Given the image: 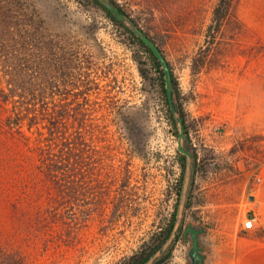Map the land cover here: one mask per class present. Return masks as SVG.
<instances>
[{
    "label": "rangeland",
    "instance_id": "1",
    "mask_svg": "<svg viewBox=\"0 0 264 264\" xmlns=\"http://www.w3.org/2000/svg\"><path fill=\"white\" fill-rule=\"evenodd\" d=\"M26 1L0 0V35L10 32L1 19L22 14L8 7ZM33 1L53 40L38 54V81L47 98L71 99L74 130L86 114L85 155L65 197L0 128V264H120L158 245L177 204L182 154L158 73L90 1ZM114 1L159 46L177 84L196 155L184 224L204 226L209 264L233 257L264 171V0H234L220 26L221 0ZM179 236L162 264H190L191 241Z\"/></svg>",
    "mask_w": 264,
    "mask_h": 264
},
{
    "label": "trees",
    "instance_id": "2",
    "mask_svg": "<svg viewBox=\"0 0 264 264\" xmlns=\"http://www.w3.org/2000/svg\"><path fill=\"white\" fill-rule=\"evenodd\" d=\"M88 1L100 8L116 26L122 28L148 54L158 73L160 94L166 115L173 126L174 134L177 136L176 125L166 95L164 73L156 56L97 0ZM233 1L221 0L220 5L214 11L213 20L216 26L221 25L226 11H229ZM111 2L134 22L117 2L114 0ZM12 3L13 6L8 7L7 10L9 12L15 10V13L17 9L22 10V14H20L21 16H12L7 21V17L1 19L3 27L8 28L10 32L6 35L3 31L0 35V42H5L0 47V128L13 137H17L34 156L38 172L52 180L56 184V188L62 192L61 195L71 198V173L73 172L74 160L81 163L85 155L83 148H85L86 138L82 128L86 114L79 113L81 116L79 118L80 129H77L81 131L74 130L71 122V99L47 98L44 95L45 88H42V84L38 81L41 72L44 70V65L38 54L41 52L40 50H43V46L53 44V40L46 38L42 31L46 27V21L39 17L37 2L29 0V2H22L19 6L14 5L17 2ZM3 38L4 41H2ZM173 83V96L185 125L184 112L176 100L177 84L175 80ZM47 86L51 85L48 84ZM76 151L79 153L76 154ZM180 162L182 172L176 192L177 204L168 224L158 233V245L150 250L145 249L120 264H145L148 258L170 236L177 216L185 170V156L180 155ZM195 167L196 155L193 156V168L195 169ZM68 205H71V201L68 202ZM188 207L189 201L186 203V210ZM174 244L154 264L166 262ZM16 264H22V262L16 261Z\"/></svg>",
    "mask_w": 264,
    "mask_h": 264
},
{
    "label": "water",
    "instance_id": "3",
    "mask_svg": "<svg viewBox=\"0 0 264 264\" xmlns=\"http://www.w3.org/2000/svg\"><path fill=\"white\" fill-rule=\"evenodd\" d=\"M98 3L104 7L114 18H116L122 25L139 38L156 56L159 61L165 77V89L169 103V109L173 116L177 129V149L185 156V170L183 182L181 187L180 199L178 204L177 216L174 223L173 230L167 240L148 258L145 264H154L161 258L171 245L177 240L179 233L184 240L190 238L191 244L187 250V257L190 264H205L206 253L203 246V235L206 230L203 225L193 224L188 222L184 224V216L186 209V202L188 197L189 186L192 178L193 170V152L188 134L185 129L182 114L177 108L173 96V77L169 63L163 54L162 50L155 43L153 39L146 34V32L139 27L135 22L127 18L111 0H97Z\"/></svg>",
    "mask_w": 264,
    "mask_h": 264
},
{
    "label": "crops",
    "instance_id": "4",
    "mask_svg": "<svg viewBox=\"0 0 264 264\" xmlns=\"http://www.w3.org/2000/svg\"><path fill=\"white\" fill-rule=\"evenodd\" d=\"M258 178L260 181L257 180ZM248 198L250 202L248 214H251V210H253L258 221L252 229H244L242 225L244 234L235 240L233 257L223 258L213 264H264V171L255 178L250 187ZM204 249L205 264H209L205 246Z\"/></svg>",
    "mask_w": 264,
    "mask_h": 264
},
{
    "label": "built area",
    "instance_id": "5",
    "mask_svg": "<svg viewBox=\"0 0 264 264\" xmlns=\"http://www.w3.org/2000/svg\"><path fill=\"white\" fill-rule=\"evenodd\" d=\"M257 180L260 181V178H258ZM257 221V215H255L253 213V210H251V214H247V216H245V220L243 221L242 225L244 229H252L254 228Z\"/></svg>",
    "mask_w": 264,
    "mask_h": 264
},
{
    "label": "flooded vegetation",
    "instance_id": "6",
    "mask_svg": "<svg viewBox=\"0 0 264 264\" xmlns=\"http://www.w3.org/2000/svg\"><path fill=\"white\" fill-rule=\"evenodd\" d=\"M77 188H78V187H77ZM76 191H77V193H78V192L80 191V188H79V189H77ZM189 239H190V238H189ZM189 239H188V240H189Z\"/></svg>",
    "mask_w": 264,
    "mask_h": 264
}]
</instances>
